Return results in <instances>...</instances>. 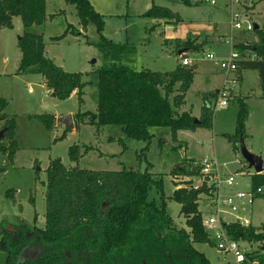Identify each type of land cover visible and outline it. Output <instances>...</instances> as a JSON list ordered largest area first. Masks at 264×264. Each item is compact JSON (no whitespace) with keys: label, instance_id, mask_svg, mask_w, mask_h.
<instances>
[{"label":"trees","instance_id":"1","mask_svg":"<svg viewBox=\"0 0 264 264\" xmlns=\"http://www.w3.org/2000/svg\"><path fill=\"white\" fill-rule=\"evenodd\" d=\"M46 1L0 0V28L9 29L15 17L21 19L23 33L17 39L21 54L17 74L40 76L45 87L60 101L75 92L82 105L83 76L57 67L45 55L43 36L31 32L33 27H40L47 20ZM64 1L74 7L83 31L89 25L94 26L99 41L92 45L102 58V66L95 72L96 111L77 112L74 127L88 125L96 133L104 127H118L125 139L145 145L136 153L138 163L144 162L145 168L114 172L82 170L78 163L90 148L83 147L81 152L78 146H71L68 149L71 166L67 168L57 159L49 163L46 171L44 228L24 222L11 230L1 227V264H210L195 249V245L201 244L212 247L202 227L199 209L201 195H207L210 188L204 183L195 189L191 181L181 184L182 188L175 186L169 199L180 206L184 228H178L167 212L163 179L151 173L152 165L146 159L155 139L153 129L168 128L173 142L177 141L180 131L211 129L213 114L207 98L196 123L191 112L185 109V95L192 84L195 67L177 65L173 71L163 73L131 69L126 63L131 46L115 44L103 37V19L89 0ZM143 17L180 22L179 16L169 9L155 5ZM255 32L258 45L238 44L233 49L253 55L254 59L240 62L239 70L257 72L264 97V15L261 27ZM63 37L51 41L57 43ZM202 45L197 39L180 43L186 53H197ZM5 107L6 102L0 99V122L3 123L0 130H6L0 142V157L12 163L18 146L14 139L15 122L2 115ZM246 117V105L239 100L236 135L229 138L231 144L238 143L239 135L243 138ZM36 119L47 131L55 126L52 116L42 115ZM67 133L69 131L65 130L62 137ZM115 142L126 150L121 137ZM192 163L185 160L175 166L169 176H198L200 169L191 168ZM250 183L252 190L264 191V172L252 175ZM6 197L14 202L12 191L6 192ZM261 198L264 199V192ZM30 201L33 202L32 198ZM226 229L235 241L264 242V225L243 228L232 224ZM26 250L32 253L20 259ZM255 258L263 264L264 255Z\"/></svg>","mask_w":264,"mask_h":264},{"label":"rangeland","instance_id":"2","mask_svg":"<svg viewBox=\"0 0 264 264\" xmlns=\"http://www.w3.org/2000/svg\"><path fill=\"white\" fill-rule=\"evenodd\" d=\"M190 1L193 2L192 7L179 4L178 0H89L94 11L103 19V37L115 44L131 46L132 52L126 56V63L135 71L149 70L160 73L172 71L176 66V51L182 48L180 43L176 46L173 44L164 46L162 39L157 36L156 29L152 33L148 31L153 27V20L143 15L152 4L168 7L178 13L183 20L178 30L182 31L181 34L184 31V35L195 36L194 33H198L214 41L216 39L213 36L222 33L231 37V42L228 41L225 45L212 47L202 45L197 53L188 54L194 64L192 67L197 68V73L186 93V110L192 108L193 113L197 114L201 107V92L213 90L220 79L215 74L218 69L212 63L204 61L203 54L212 52L216 57H224L232 43L245 40L248 41L244 42L247 45H258L259 40L255 31L244 32L231 28V17L233 14H240V19L244 20L245 15L250 17L253 14L248 11L252 10L254 14L251 20L260 26L264 14V0H229L226 8H223V4L227 0H215V6L205 3V0H202L201 5L198 0ZM245 6L251 7H246L245 11ZM46 13V22L40 27H33L31 32L43 36L46 55L57 67L65 72L80 73L83 76L82 81L85 84L83 104L78 103L76 94H72L65 101L52 97L47 93V88L42 85V79L38 75L17 74L16 66L20 58L17 39L23 33L21 19L15 17L11 28H1L0 99L6 102L2 115L15 122L14 139L18 152L12 163L0 157V169H3L0 173V236L1 227L11 230L20 222L44 228L47 168L52 160L57 159L69 168L71 163L68 159V149L73 145L78 146L81 152L83 147L90 148L78 163L82 170L114 172L122 169L143 171L145 168V163H138L136 158V153L145 145L125 139L118 127H104L96 133L93 127L78 124L62 137L64 130L54 126L51 131H47L36 119L42 115L56 118L69 114L75 116L77 112H95L97 106L95 72L102 66V58L92 45L99 41V36L93 25H89L85 31L81 29L74 7L67 5L64 0H47ZM67 26H71V29ZM63 35L61 41L57 43L51 41ZM248 55L250 58L253 57L252 54ZM180 58L181 56L179 60ZM204 73L215 75L211 79L212 76ZM237 87L238 93L225 108L214 107L215 98L211 93L206 94L213 114L211 129L181 132L177 135L176 142L172 141L168 128L152 131L155 139L151 142L146 159L152 165L151 173L163 179L167 212L178 228H184L183 218L179 215L180 206L169 199L175 186L182 188L184 185L181 184L191 181L193 187L197 188L204 181L200 173L191 178L169 176L172 169L181 165L186 158L197 160L195 164L206 160L212 163L213 169H218L221 176H234L235 185L232 188L234 192L245 191L251 176L254 175L243 161L238 143L229 142V138L236 135L239 100H243L247 111L242 138L244 145L249 152L253 150L256 153L253 155L264 161V97L257 72L241 70V80ZM2 124L0 123V127ZM116 135L123 139L126 150L115 142L118 139ZM195 166L192 165L191 168ZM8 191L13 192L14 202L6 197ZM225 191L227 192V190L223 192L226 193ZM202 200L201 198L199 209L204 211ZM251 210L252 225L264 224V201L255 200L249 207V211ZM35 216L36 221L33 222ZM195 249L210 264L222 263L223 257L213 247L201 244L195 245ZM31 253L23 251L19 258L25 259ZM1 259L2 255L0 264L3 260Z\"/></svg>","mask_w":264,"mask_h":264},{"label":"built area","instance_id":"3","mask_svg":"<svg viewBox=\"0 0 264 264\" xmlns=\"http://www.w3.org/2000/svg\"><path fill=\"white\" fill-rule=\"evenodd\" d=\"M205 3L211 6L216 5L215 0H205ZM231 28L237 31L251 32L254 31V23L246 15L244 20H241L240 14H233L231 17ZM216 40L218 39L216 38ZM252 59L254 57L250 58L247 53L242 54L233 48L224 57H216L212 52L203 54V60L212 63L223 76L221 88L216 92L214 107L225 108L233 100L236 96L234 90L237 88L240 62ZM180 65L183 67L194 66L185 55L181 56ZM193 165L200 169V176L204 179L202 184L205 183L207 188H210L207 195H201L203 199L202 206L205 208L204 211L200 210L202 215L201 224L212 247L223 257L221 264H260L255 257L264 255V242L235 241L226 228L232 224H237L243 228L250 226L248 220L241 216L240 213L247 212L254 201L261 198L264 192L263 189L259 188L254 191L249 186L245 191L225 194L224 190L234 187V176H221L218 173V169H213L212 163L206 160ZM227 216L231 218L227 219Z\"/></svg>","mask_w":264,"mask_h":264},{"label":"crops","instance_id":"4","mask_svg":"<svg viewBox=\"0 0 264 264\" xmlns=\"http://www.w3.org/2000/svg\"><path fill=\"white\" fill-rule=\"evenodd\" d=\"M200 4H199V3ZM198 4L199 5H201V4H203V3H201L202 2V0H198ZM177 3H179V4H181V5H184V6H186V7H192V3L193 2H191L190 0H178V2ZM229 3V0H227L224 4H223V8H226V6H227V4ZM151 6H153V4L151 5ZM252 6H254V5H252ZM157 7H161V8H166V9H169L168 7H165V6H159V5H157ZM246 7H251V6H245L244 8H245V11H246ZM255 7V6H254ZM253 7V8H254ZM151 8V7H150ZM170 10V9H169ZM254 10V9H253ZM171 12H173L172 10H170ZM250 13H253L254 14V11H250V10H248ZM174 14H176L177 16H179L178 15V13L177 12H173ZM253 14H251V16L249 17L248 16V18H250V19H252V15ZM264 15V14H263ZM263 15H262V17H263ZM247 16V15H246ZM179 18H180V22H174V21H167V20H153V27L152 28H149V30L148 31H150L151 33L152 32H154L155 31V29H156V32H157V36L159 37V38H161L162 39V42H163V45L164 46H167V45H174V46H176V44L177 43H182V42H185L187 39H190V40H195V39H197V43L198 44H203V46L205 45V47H207V46H209V47H212V46H215V45H225V43L226 42H231V37H229L227 34H224V33H222L221 35H219V36H213L215 39L217 38L218 40H209L206 36H200L198 33H194V35L195 36H191V35H184V33H185V31H184V33L183 34H181L180 32H182V31H179L178 32V30H180V28H181V25H182V22H183V20L181 19V17L179 16ZM253 23H254V21H253ZM261 23H262V18H261ZM254 25H257L256 23H254ZM259 28L261 27V25L259 26V25H257ZM0 30H1V28H0ZM194 32H197V31H194ZM179 36H182V35H184V36H182V37H177L178 35ZM189 34V33H188ZM229 39V40H228ZM244 42H248V41H239L238 43L237 42H234V43H232L231 45V47L228 49V52L230 51V49L231 48H233V46L234 45H238V44H245ZM250 43H253V44H257V43H255V42H250ZM20 52V51H19ZM227 52V53H228ZM191 52H189V53H186L185 52V49H182V48H180V49H178L177 51H176V66L177 65H180V60H179V56H182V55H185V56H187L188 57V54H190ZM45 55H46V44H45ZM227 55V54H226ZM47 56V55H46ZM19 59H18V63H20V59H21V54L19 55ZM189 58V57H188ZM175 66V67H176ZM18 67H19V64L16 66V72H17V70H18ZM175 67H174V69H175ZM173 69V70H174ZM196 66H195V74L197 73L196 72ZM172 70V71H173ZM170 72V71H169ZM204 72V71H203ZM204 74H206V73H204ZM215 74H217V77H219L220 79H219V82L217 83V85L214 87V89L213 90H211V91H202L201 92V107H200V110H199V112L197 113V114H194L193 113V111H192V108H189L188 110L191 112V115H192V117H194L196 120H199V118H200V116H201V113H202V107H203V101H204V99L205 98H207V93H211L212 94V96L214 95V94H216V92L221 88V85H222V82H223V76H222V74H221V72H219V71H217ZM215 74H210V75H208V74H206V75H208V76H212V78L211 79H213L214 78V75ZM27 76H30V75H27ZM216 77V76H215ZM42 79V78H41ZM239 80H241V70H239V74H238V82H239ZM42 85L43 86H45V84H44V81L42 80ZM238 88V87H237ZM234 92H236V94L238 93L237 92V90L235 89L234 90ZM47 93L48 94H50L52 97H53V95L51 94V91H49L48 89H47ZM73 94H76L75 92L73 93ZM238 95H240V94H238ZM185 98H186V95H185ZM187 102H186V100H185V104H186ZM185 109H186V105H185ZM65 116H68V115H65ZM65 116H62V117H54L55 118V128L57 127V128H60V129H62V130H64L65 131V128H64V126L62 125V124H59L58 122H57V120L59 119V118H63V117H65ZM69 116H71L72 117V122H73V126H74V121H73V116H74V114H69ZM1 123V122H0ZM1 128V127H0ZM198 129H196L195 131H193V132H196ZM181 132H184V131H180V132H178L177 133V135L179 134V133H181ZM186 132V131H185ZM187 132H189V131H187ZM70 133V132H69ZM116 134H118V133H116ZM119 135H116L115 137L116 138H120V137H118ZM155 136V135H154ZM249 152V151H248ZM250 152H252V154H256V153H254V151L252 150V151H250ZM259 152V151H258ZM259 154H261V153H259ZM186 160H191V161H193V163H192V165L194 164V163H196L197 162V160H194V159H192V158H186ZM198 162H200V161H198ZM254 173V172H253ZM252 174V173H251ZM250 174V175H251ZM250 177V176H249ZM249 186H251L250 185V182L246 185V189L245 190H247V188L249 187ZM240 191V190H239ZM226 192V191H225ZM235 192H237V191H235ZM234 192V190H232V189H227V192L225 193V194H233V193H235ZM257 200H260V201H264V199L263 198H259V199H257ZM251 213H252V210L251 211H249V208H248V210H247V212H244V213H240V215L241 216H243V217H245L247 220H248V222L250 223V226H252V227H255V228H260L261 226H263L264 224H261V225H259V226H253L252 225V223H251ZM204 257V256H203Z\"/></svg>","mask_w":264,"mask_h":264},{"label":"water","instance_id":"5","mask_svg":"<svg viewBox=\"0 0 264 264\" xmlns=\"http://www.w3.org/2000/svg\"><path fill=\"white\" fill-rule=\"evenodd\" d=\"M259 27L257 25H254V31L257 30ZM59 124H62L65 128V130L70 131L73 129V122H72V117L71 116H65L63 118H59L57 120ZM195 123L197 120L194 121ZM6 130L2 129L0 130V142L4 138ZM240 139L238 140V146H239V151L240 155L245 162V164L248 166L250 170L254 172V174H262L264 172V161L250 152L246 149L242 137H239ZM28 252V251H27Z\"/></svg>","mask_w":264,"mask_h":264}]
</instances>
